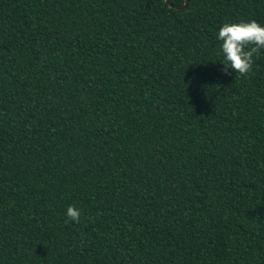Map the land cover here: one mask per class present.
<instances>
[{
    "label": "trees",
    "instance_id": "1",
    "mask_svg": "<svg viewBox=\"0 0 264 264\" xmlns=\"http://www.w3.org/2000/svg\"><path fill=\"white\" fill-rule=\"evenodd\" d=\"M250 20L0 0V264H264V49L225 74L217 39Z\"/></svg>",
    "mask_w": 264,
    "mask_h": 264
},
{
    "label": "clouds",
    "instance_id": "2",
    "mask_svg": "<svg viewBox=\"0 0 264 264\" xmlns=\"http://www.w3.org/2000/svg\"><path fill=\"white\" fill-rule=\"evenodd\" d=\"M217 39L222 42L224 73L228 74L232 69L241 76H247L252 70L253 57L264 49V25L256 20L226 22L219 28ZM81 215L78 208H67L68 219L77 224Z\"/></svg>",
    "mask_w": 264,
    "mask_h": 264
},
{
    "label": "water",
    "instance_id": "3",
    "mask_svg": "<svg viewBox=\"0 0 264 264\" xmlns=\"http://www.w3.org/2000/svg\"><path fill=\"white\" fill-rule=\"evenodd\" d=\"M165 1H166V3L169 4V6L176 8V9H184L188 5V0H184V2L180 5L173 4L172 0H165Z\"/></svg>",
    "mask_w": 264,
    "mask_h": 264
}]
</instances>
